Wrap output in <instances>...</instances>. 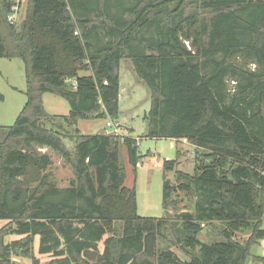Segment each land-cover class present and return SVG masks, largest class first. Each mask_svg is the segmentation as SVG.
<instances>
[{
	"label": "trees",
	"instance_id": "1",
	"mask_svg": "<svg viewBox=\"0 0 264 264\" xmlns=\"http://www.w3.org/2000/svg\"><path fill=\"white\" fill-rule=\"evenodd\" d=\"M11 6L0 0V58L23 62L27 99L0 127V264L264 262L251 253L264 239V0H26L17 24ZM122 59L150 93L145 137L194 148L195 173L164 179L174 212L160 219L140 218L124 187L119 146L136 166V140L78 128L117 119ZM44 93L68 114L48 113ZM38 149L70 166L67 187Z\"/></svg>",
	"mask_w": 264,
	"mask_h": 264
},
{
	"label": "rangeland",
	"instance_id": "2",
	"mask_svg": "<svg viewBox=\"0 0 264 264\" xmlns=\"http://www.w3.org/2000/svg\"><path fill=\"white\" fill-rule=\"evenodd\" d=\"M26 0L22 3L18 23L23 18ZM253 69L252 64H248ZM119 92H118V117L116 120L110 118H92L78 121V128L82 134H98L104 130L107 121L118 126L119 132L128 138L136 140L138 162L133 166L128 158L127 149L120 144V164L124 169V187L134 190L136 200V214L140 218L164 217L167 212L173 213L172 208L165 210L163 207V182L164 179L170 183H176V172H184L190 175L195 173L194 148L182 140L170 138H147V123L144 114L150 108V93L144 83L139 80L133 70L129 59H122L118 68ZM26 80L24 75V64L19 59L0 58V127H9L14 124L16 118L26 103ZM44 109L50 114L67 115L69 106L65 99L60 96L44 93L41 96ZM119 132L117 135H119ZM66 147L72 149L73 143L65 142ZM40 154L50 155L52 165L47 168L49 174L59 188L68 186L73 178L70 166L64 164L63 160L50 150H39ZM164 161H175L172 171L164 172L162 163ZM178 208L190 207L192 199L184 193H176ZM3 223H0L2 225ZM261 227L264 229V215ZM243 236H237L242 238ZM200 238L207 241V233L203 232ZM177 255L180 254L174 250ZM259 247L252 248L251 253L261 254ZM22 264H31L27 259H16ZM41 263L45 260L41 258Z\"/></svg>",
	"mask_w": 264,
	"mask_h": 264
},
{
	"label": "built area",
	"instance_id": "3",
	"mask_svg": "<svg viewBox=\"0 0 264 264\" xmlns=\"http://www.w3.org/2000/svg\"><path fill=\"white\" fill-rule=\"evenodd\" d=\"M23 2H24V0H12L11 11H10L8 18H7L8 22L10 24H17L18 23V19L20 17V12H21ZM105 133L106 134H110V133L118 134V128L112 122L107 121Z\"/></svg>",
	"mask_w": 264,
	"mask_h": 264
},
{
	"label": "crops",
	"instance_id": "4",
	"mask_svg": "<svg viewBox=\"0 0 264 264\" xmlns=\"http://www.w3.org/2000/svg\"><path fill=\"white\" fill-rule=\"evenodd\" d=\"M183 142H185L184 140H183ZM40 149H38V151H39ZM43 150H45V149H42V151ZM43 154H45V153H43ZM50 156V155H49ZM12 238V237H11ZM15 238H18V237H16V236H14V239ZM9 240H11V239H9ZM257 248V247H259V248H261L262 249V252H261V254H253L254 256H257V257H263L264 258V239L263 240H261L257 245H255L253 248ZM249 264H264V262H261V261H255V262H250Z\"/></svg>",
	"mask_w": 264,
	"mask_h": 264
},
{
	"label": "water",
	"instance_id": "5",
	"mask_svg": "<svg viewBox=\"0 0 264 264\" xmlns=\"http://www.w3.org/2000/svg\"><path fill=\"white\" fill-rule=\"evenodd\" d=\"M0 194H1V190H0ZM11 264H22V263L19 262V261L16 260V259H13Z\"/></svg>",
	"mask_w": 264,
	"mask_h": 264
}]
</instances>
